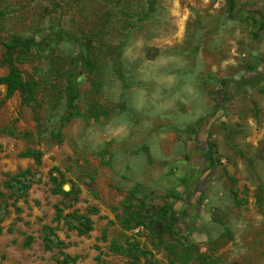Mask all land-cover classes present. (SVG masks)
Wrapping results in <instances>:
<instances>
[{
	"label": "rangeland",
	"instance_id": "obj_1",
	"mask_svg": "<svg viewBox=\"0 0 264 264\" xmlns=\"http://www.w3.org/2000/svg\"><path fill=\"white\" fill-rule=\"evenodd\" d=\"M235 10L228 18L227 0H0V75L3 41L45 37L19 65L36 105L0 84V264H264V0ZM133 33L146 36L147 57L167 46L188 61L206 99L197 119L181 124L175 108L150 119L123 95L111 100L110 76L131 87L120 54ZM125 111L127 140L78 145L81 125Z\"/></svg>",
	"mask_w": 264,
	"mask_h": 264
},
{
	"label": "clouds",
	"instance_id": "obj_2",
	"mask_svg": "<svg viewBox=\"0 0 264 264\" xmlns=\"http://www.w3.org/2000/svg\"><path fill=\"white\" fill-rule=\"evenodd\" d=\"M148 46L144 34L133 33L128 37L121 49L120 62L131 87L124 89L123 82L110 76L111 85L106 91L111 100L118 103L123 95L131 111L150 119L175 108L179 123L194 121L202 114L206 103L197 74L189 71L188 61L183 56L168 52L167 46L155 57H147L145 50ZM201 67L197 65L199 70ZM178 106H183L185 111L180 112ZM132 127L127 111L114 113L102 124L81 125L78 145L120 144L131 135Z\"/></svg>",
	"mask_w": 264,
	"mask_h": 264
},
{
	"label": "trees",
	"instance_id": "obj_3",
	"mask_svg": "<svg viewBox=\"0 0 264 264\" xmlns=\"http://www.w3.org/2000/svg\"><path fill=\"white\" fill-rule=\"evenodd\" d=\"M228 1V13L227 16L230 19L236 18L237 11L235 10L236 0ZM263 25V23H262ZM63 35L57 34V39H63ZM45 37H40L39 41L35 40V37L19 38L12 37L6 41H3V45L6 48L4 60L7 63L8 69L4 75H0V84H4L6 87V96L13 95L16 91L19 92L22 103L31 106L36 105L35 95V80L30 76L25 77L21 73L19 68L20 64L27 62L32 56L31 47L38 42L41 49H44ZM81 54V51L79 52ZM67 97V106L70 109L73 108L75 100L79 97L78 84L76 81V75L74 72H70L67 76V85L65 88ZM26 155L37 154L36 151H27ZM38 156V155H36ZM37 158V157H36ZM63 193L65 191L61 190Z\"/></svg>",
	"mask_w": 264,
	"mask_h": 264
},
{
	"label": "flooded vegetation",
	"instance_id": "obj_4",
	"mask_svg": "<svg viewBox=\"0 0 264 264\" xmlns=\"http://www.w3.org/2000/svg\"><path fill=\"white\" fill-rule=\"evenodd\" d=\"M232 89V87H229V90H231ZM201 132V131H200ZM201 142H202V144H201V150H205V140L204 139H202L201 138ZM206 154V153H205Z\"/></svg>",
	"mask_w": 264,
	"mask_h": 264
}]
</instances>
